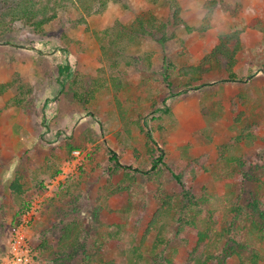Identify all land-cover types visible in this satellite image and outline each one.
I'll return each mask as SVG.
<instances>
[{"label":"rangeland","instance_id":"obj_1","mask_svg":"<svg viewBox=\"0 0 264 264\" xmlns=\"http://www.w3.org/2000/svg\"><path fill=\"white\" fill-rule=\"evenodd\" d=\"M176 1L184 26L171 22L172 10L166 1L121 0L81 23L79 13L68 6L46 27V37L36 39L23 28L0 43V85L10 84L0 94V262L10 235L21 223L29 230L33 245L40 246L38 264H72L69 254L78 264L83 252L93 253L106 240L113 212L129 207L141 213L136 229L139 244L161 196L184 201L165 171L157 175L129 173L131 179L123 170L113 177L106 174L109 150L121 164L133 169L140 166L145 135L135 121L139 115L163 107L165 98L170 111L151 123L153 138L168 159L197 160L188 188L198 205L191 206L185 217L192 218L208 237L196 251L216 255L227 242H236L258 250V264H264V236L260 239L252 230L249 209L253 200L264 198V162L263 168H256L264 158V33L248 27L255 18L264 22V0ZM209 7L208 29L187 30L185 26L204 23ZM144 12L154 14L165 24L164 34L172 36L161 42L162 34L154 33L130 51L134 56L151 54L150 65L111 68L101 59L102 31L116 21L129 24ZM230 30L241 31L235 67L240 82L229 83L223 72H214L216 75L203 79L209 83L201 89L173 96L182 90L174 82L175 73L197 65L217 44L218 36ZM59 64H68L77 78L61 76ZM115 76H120V90L112 81ZM90 91H94L92 96ZM117 103L126 108L124 122ZM11 111L13 119L20 116L24 121V128L17 126L13 133L7 124L12 120ZM244 124L257 137L224 153L225 157L247 158L242 167L222 158L220 147L244 135ZM127 127L131 135L126 133ZM68 145L77 147L79 158L68 152ZM15 177L25 190L19 199L9 189ZM27 201L32 209L20 217ZM236 206L242 208L241 213L233 211ZM169 230L174 234V223ZM153 236H145L148 249L153 246ZM190 248L189 242L176 236L163 250L165 256L175 259L184 257ZM103 250L108 249L104 246ZM226 264L239 261L233 257Z\"/></svg>","mask_w":264,"mask_h":264},{"label":"trees","instance_id":"obj_2","mask_svg":"<svg viewBox=\"0 0 264 264\" xmlns=\"http://www.w3.org/2000/svg\"><path fill=\"white\" fill-rule=\"evenodd\" d=\"M121 0H0V43L6 42V37L9 34L20 31V29H28L36 39L46 37V27L57 19L58 12L68 6L74 8L80 18L78 22L81 23L84 19L92 14L103 12L110 3L120 2ZM153 3H161L159 1H166L171 7V22L176 26H184V22L180 17V7L176 0H149ZM212 7L208 8L207 15L204 17V23L199 27L185 26L189 31L205 32L209 26L210 15ZM165 24L161 22L151 12H144L137 16L129 24H123L116 21L111 27L102 31L100 53L101 59L104 63L113 69L133 68L140 63L147 65L151 64V54L144 53L139 56H134L130 53L134 47L139 45L144 38L152 37L154 33H161V42L169 39L171 34H164ZM248 27L264 33V22L258 18L252 19ZM241 31L230 30L218 36V42L213 49L204 55L197 65L184 66L175 73L174 82L178 81L181 85V91L172 94L177 95L180 92H188L193 89H201L209 82L203 80L205 77L216 75L214 72H223L226 75L224 81L229 83H239L240 79L235 72V67L238 63V54L241 51ZM58 73L67 80H75L77 76L71 75L70 67L66 65L57 66ZM264 73V65L261 67ZM65 75V76H64ZM168 77V76H167ZM216 80V78H214ZM116 89L120 90L122 87L120 76L112 78ZM217 80L216 82H219ZM214 82V83H216ZM176 83V82H175ZM172 86V83H170ZM10 84L0 85V94H3ZM95 91V90H94ZM94 91H90L92 96ZM166 99L163 98V107L155 108L146 112L144 115H139L138 120L135 121L136 128L142 131L145 135V148L143 149V161L140 166L133 169V166H125L121 164L117 154L113 151H108L109 166L106 174L108 177H113L125 171V175L130 178L129 173L140 174H158L165 171L175 184L180 189V194L184 201L179 200L172 195L161 196V201L153 213L147 229L143 234V238L139 244L136 243V229L141 221L140 214L131 209L125 208L119 212L112 213L113 225L108 233L103 244L93 251V253L83 252L80 263L78 264H226L230 258H237L239 264H258L260 254L258 250L242 245L241 243L233 242L229 245L227 242L222 246L220 252L216 255H202L196 251L197 246L204 243V239L208 236L205 232H201L196 223L191 218L188 220L185 217L187 210L192 206L196 207L198 204L195 201L194 195L188 188V181L195 177V169L193 167L197 160H187L182 157L168 159L165 151L162 148L156 147L157 143L153 138V128L151 123L157 121L161 116L169 113V108L165 105ZM18 104V102H17ZM119 106V115L121 122L125 120L126 108ZM238 122L241 120L238 119ZM127 123H125V126ZM129 125V124H128ZM127 125V126H128ZM131 125V124H130ZM244 135H238L232 138L225 145L220 147V155L228 163L238 164L244 167L247 158L237 157L234 155L225 157V152L234 150L237 145L243 141H253L257 135L249 131V124H244ZM126 133L131 135L130 129H125ZM257 137V136H256ZM77 147L68 145V152L75 151ZM157 153V156L155 155ZM252 150L248 149L247 154L251 155ZM221 158V159H222ZM246 160V161H245ZM256 163V168H263V160ZM148 167V168H147ZM147 168V169H145ZM59 173V172H57ZM249 178V176H245ZM244 179V178H243ZM9 189L15 199H19L21 195L25 194L24 186L18 177H15ZM184 202L187 204L184 205ZM177 204V206H175ZM32 209L31 202H23L20 212V217L28 214ZM191 209V208H190ZM251 210V227L255 233H258V238L264 236V198L261 200H253L249 205ZM235 213H241L242 208L236 206L233 208ZM174 212V214H173ZM177 216V217H176ZM213 216V215H212ZM176 217V218H175ZM214 219V217H212ZM171 223H174L175 232L169 230ZM153 246L147 248L145 243V236L152 234ZM179 236L182 241L190 243V250L184 257H167L164 255V250L169 246L173 237ZM76 244H79V239L76 238ZM108 250H103V247ZM31 247L37 252L40 246L33 245ZM74 250H77L74 245ZM73 250V251H74ZM72 251V252H73ZM246 252V253H245ZM40 254V253H39ZM72 264H77L72 257V254L67 255ZM38 260V255H37Z\"/></svg>","mask_w":264,"mask_h":264},{"label":"built area","instance_id":"obj_3","mask_svg":"<svg viewBox=\"0 0 264 264\" xmlns=\"http://www.w3.org/2000/svg\"><path fill=\"white\" fill-rule=\"evenodd\" d=\"M72 155L79 158L81 152L75 150ZM0 264H38L37 252L31 247L30 233L24 223L19 224L10 235Z\"/></svg>","mask_w":264,"mask_h":264},{"label":"crops","instance_id":"obj_4","mask_svg":"<svg viewBox=\"0 0 264 264\" xmlns=\"http://www.w3.org/2000/svg\"><path fill=\"white\" fill-rule=\"evenodd\" d=\"M11 114H12V116H11L12 120H11L10 122L7 123V124L9 125V132H12V133H13V132H14V131H13L14 128L17 127V126L20 128V130L23 129V128H24V125H23L24 121H22L21 117L18 116L16 119H15V118L13 119V116H14L15 114H14V112H12V111H11ZM16 141H17L16 144H18V142H19L18 135L16 136ZM13 145H14V144H13ZM9 150H10V151H12V150L14 151V148H13V147H12V148L9 147ZM13 151H12V152H13Z\"/></svg>","mask_w":264,"mask_h":264}]
</instances>
